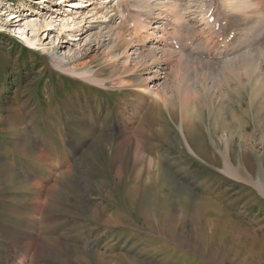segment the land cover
I'll list each match as a JSON object with an SVG mask.
<instances>
[{"label":"rangeland","instance_id":"obj_1","mask_svg":"<svg viewBox=\"0 0 264 264\" xmlns=\"http://www.w3.org/2000/svg\"><path fill=\"white\" fill-rule=\"evenodd\" d=\"M109 1L0 0V264H264V97L242 115L236 64L204 68L189 51L185 73L158 74L167 106L118 85L111 66L125 63L79 35L120 23ZM67 46L62 68L103 86L58 69ZM185 83L208 95L188 87V125Z\"/></svg>","mask_w":264,"mask_h":264},{"label":"bare ground","instance_id":"obj_2","mask_svg":"<svg viewBox=\"0 0 264 264\" xmlns=\"http://www.w3.org/2000/svg\"><path fill=\"white\" fill-rule=\"evenodd\" d=\"M110 1L109 3H112ZM114 1H116L117 8V12L114 11V13H116L121 20L119 24L108 21L105 29L97 33L92 34L91 32H85L79 35L83 37L82 40L87 41L88 44L96 42V40L99 41L97 44H100L103 50L102 55L104 59L112 58L113 63H116V61L120 59V61L125 63L121 69L111 66L112 76L118 75L114 78L119 83L118 85H123L127 88L132 87L131 91L139 93L137 96L154 97L158 101L160 100L163 102L164 106H167L168 99L165 93H160L158 91V84H155L160 76L158 74H164L163 78L167 80L174 66L177 71L185 73V71L189 69L187 61H189L191 57L186 59L182 57V55L185 51H189L200 60L204 68L220 66L222 69L224 65L226 66L228 64H231L233 68L236 64L235 69L238 67L239 70H236L238 74H236L237 78H235V80H237V86L239 85V87L235 90L233 86V92L238 98L241 96V93H243V95L245 94L244 96L248 100L247 102H245L246 100L244 101L245 107H241V103L239 104V102L236 103L234 100H230V104L235 103L236 110L239 113L248 116V111L255 110V102L259 101L261 102L259 104H262V97H264V0ZM66 6L75 8L81 7V4L75 1L67 3ZM11 16L13 17L15 15ZM15 18H17V16H15ZM153 20L156 22L153 23ZM77 23H80V21L75 22L74 25ZM65 28L66 25L63 24L61 30L63 31ZM27 43L34 49L38 45V41L34 39L27 40ZM65 48L66 50L63 52V57L58 56L56 52L51 56L53 63L59 64L58 69L97 83L99 86L104 85L102 84L103 82L99 83L100 79L98 80L95 76L90 75L88 71L76 73V70L73 68H69L68 70L63 69L62 67L74 58V55L70 53V46ZM130 62H133V65L130 66ZM180 64L183 65L180 66ZM155 66L160 67L164 72L160 73L159 70L154 69ZM227 68L226 70H231V68ZM240 69L243 73L239 76V71L241 72ZM143 70L148 71L145 78L140 76ZM218 71L219 70H217V72ZM226 72L229 74L228 71ZM230 75H232V73ZM225 83L228 85L227 82ZM185 84L187 85L185 86L183 96H181L183 99V104H181V106H183L186 114H182V121H185V123H187L186 125H188L189 119L194 117V115L196 117V111H198L197 109L199 106L198 103L200 102L198 100H192L190 94L201 93L203 97H208V95H205L206 90L204 89L206 87L202 89L204 92H200L199 89L193 91L190 87L191 85H188V83ZM233 84L235 85V83ZM188 87L191 92H189V95L188 92H186ZM187 101L190 103L188 107H186ZM260 108L262 107L260 106ZM224 111H227L229 117L234 121V109L226 107ZM152 112H154V110ZM256 113H254L255 119L257 118ZM257 119L259 120V118ZM220 121L222 123V118ZM258 122H260V120ZM235 123L237 124V122L234 121V124ZM226 124L228 125V123ZM230 132L233 133L232 130ZM191 149L194 151L192 146ZM199 153L201 154V152ZM194 155H196L195 151ZM220 156L222 157V155ZM134 162L132 164H134ZM224 165L225 170H222L225 171V174L237 180H247L240 177V174L231 166L228 160H225ZM259 189L263 190L262 188ZM208 208L214 211L211 214L216 220V222H214L217 225L219 223L220 227V218H218L220 214L215 212L213 207Z\"/></svg>","mask_w":264,"mask_h":264}]
</instances>
